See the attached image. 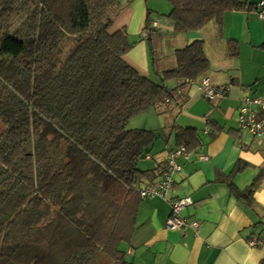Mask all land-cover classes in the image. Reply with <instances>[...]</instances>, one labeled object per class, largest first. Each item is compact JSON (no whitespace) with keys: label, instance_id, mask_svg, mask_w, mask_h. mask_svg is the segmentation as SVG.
I'll return each mask as SVG.
<instances>
[{"label":"trees","instance_id":"16d2710c","mask_svg":"<svg viewBox=\"0 0 264 264\" xmlns=\"http://www.w3.org/2000/svg\"><path fill=\"white\" fill-rule=\"evenodd\" d=\"M167 1L171 33L144 21L155 81L124 58L120 0H0V264H128L139 189L158 175L139 166L157 134L128 122L209 69L203 40L167 62L164 43L259 0ZM175 137L201 142L192 127ZM257 180L236 197L251 203Z\"/></svg>","mask_w":264,"mask_h":264},{"label":"crops","instance_id":"0c3cea01","mask_svg":"<svg viewBox=\"0 0 264 264\" xmlns=\"http://www.w3.org/2000/svg\"><path fill=\"white\" fill-rule=\"evenodd\" d=\"M120 2L112 30L125 28L134 45L124 58L150 75L143 28L147 11H152L151 3ZM154 19L158 29L172 32L168 18ZM182 35L175 49L203 40L209 60L206 77L212 85L226 84L229 89L224 98L209 102L197 88L198 80L182 86L178 100L165 101L139 115L149 114V122L142 119L136 125L158 136L151 153L139 164L143 170H155L156 181L167 151L178 146L176 127L196 129L201 142L192 143L190 157L181 161L182 170L174 175L166 199L141 198L135 228L123 244L126 260L128 264H259L264 259V177L257 178L264 170V139L239 129L238 109L244 96L264 97V21L255 10L229 11L220 21ZM228 41L234 44V51L228 48ZM199 155L207 159L201 160ZM255 180L252 202L239 200L234 190L243 191ZM181 197L192 200L182 211L187 225L167 229L169 200ZM194 220L199 222L197 229L188 225Z\"/></svg>","mask_w":264,"mask_h":264},{"label":"built area","instance_id":"2783aa9c","mask_svg":"<svg viewBox=\"0 0 264 264\" xmlns=\"http://www.w3.org/2000/svg\"><path fill=\"white\" fill-rule=\"evenodd\" d=\"M256 8L258 17L264 21V0H259ZM152 25L157 27L158 22L154 21ZM197 88L200 90L202 97L209 102L224 98L229 89L227 85H212L207 77L201 80ZM238 126L240 130H246L253 138L264 139V97L244 96L241 98L238 109ZM206 132H208L207 129ZM189 154L186 146L182 144L167 151L165 163L158 180L152 184L142 186L139 189L140 197L166 199L167 192L174 184V175L182 170L181 161L188 160ZM198 158L201 160L207 159L204 155H199ZM191 204L190 197L170 199V213L165 223L166 228L180 229L186 226V219L183 217L182 211ZM188 225L193 229H197L199 222L194 220L189 222Z\"/></svg>","mask_w":264,"mask_h":264},{"label":"rangeland","instance_id":"374dc122","mask_svg":"<svg viewBox=\"0 0 264 264\" xmlns=\"http://www.w3.org/2000/svg\"><path fill=\"white\" fill-rule=\"evenodd\" d=\"M149 1L151 3V7H152V11H150L151 17L159 18L161 20L163 18H165V15L170 11V4L168 3V1L167 0H153L154 1V3H153L152 0H147L148 4H149ZM181 35L182 34L177 35V37L175 36V39L171 37L170 39H168V41L166 43H164L162 55H163V60H165L166 62L170 60V55L172 54L171 50L180 44ZM149 77L155 81H157V78H158L153 71L151 72ZM143 115L144 116L138 115V116H135L132 119H130V121L128 122V127L129 128H137V127L142 128L141 126H137L136 124L140 125L143 121L142 119H147V122H149V119H148L149 114L146 113ZM142 117H144V118H142ZM133 126H136V127H133Z\"/></svg>","mask_w":264,"mask_h":264}]
</instances>
